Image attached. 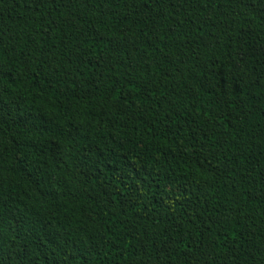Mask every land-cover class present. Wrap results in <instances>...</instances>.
Listing matches in <instances>:
<instances>
[{"label": "trees", "instance_id": "1", "mask_svg": "<svg viewBox=\"0 0 264 264\" xmlns=\"http://www.w3.org/2000/svg\"><path fill=\"white\" fill-rule=\"evenodd\" d=\"M0 264H264V0H0Z\"/></svg>", "mask_w": 264, "mask_h": 264}]
</instances>
